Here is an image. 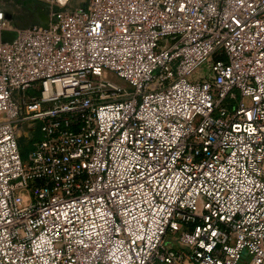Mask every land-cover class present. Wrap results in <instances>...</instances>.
I'll list each match as a JSON object with an SVG mask.
<instances>
[{
	"label": "built area",
	"instance_id": "2783aa9c",
	"mask_svg": "<svg viewBox=\"0 0 264 264\" xmlns=\"http://www.w3.org/2000/svg\"><path fill=\"white\" fill-rule=\"evenodd\" d=\"M0 264H264V0H90L0 38Z\"/></svg>",
	"mask_w": 264,
	"mask_h": 264
},
{
	"label": "rangeland",
	"instance_id": "374dc122",
	"mask_svg": "<svg viewBox=\"0 0 264 264\" xmlns=\"http://www.w3.org/2000/svg\"><path fill=\"white\" fill-rule=\"evenodd\" d=\"M50 1V0H49ZM90 0H69L64 5L58 3L56 0L50 1L49 4V10L54 13V11H64L66 9H73V8H79V6L84 7L89 3ZM22 30V29H19ZM208 67L207 64H203L199 66L195 73L192 75V77H201L206 76L208 74ZM112 80L115 81L117 84L121 86H125V83L117 78L115 75L111 76ZM18 139L20 140L21 145V154L23 155V159L25 160L29 154V148H27L28 145L39 141L40 140V133L38 127L36 130L34 128H27V127H20L18 130ZM173 243V241H170Z\"/></svg>",
	"mask_w": 264,
	"mask_h": 264
},
{
	"label": "flooded vegetation",
	"instance_id": "af4514ba",
	"mask_svg": "<svg viewBox=\"0 0 264 264\" xmlns=\"http://www.w3.org/2000/svg\"><path fill=\"white\" fill-rule=\"evenodd\" d=\"M19 4V8L16 13L11 14L10 23L13 28L28 29V27L35 26V14L37 9L47 8L45 5L38 2H32L30 0H16Z\"/></svg>",
	"mask_w": 264,
	"mask_h": 264
},
{
	"label": "water",
	"instance_id": "95a60500",
	"mask_svg": "<svg viewBox=\"0 0 264 264\" xmlns=\"http://www.w3.org/2000/svg\"><path fill=\"white\" fill-rule=\"evenodd\" d=\"M30 1L38 2L47 7L45 9L38 8L36 10L37 13L35 14L34 21H35V26H39L42 29H48L51 23V15H52V11L49 10L48 2L44 0H30ZM6 18L11 20L9 16H6ZM17 30H19V28H14V30L12 31L4 30L0 36L2 42H6V43L13 42L17 38Z\"/></svg>",
	"mask_w": 264,
	"mask_h": 264
},
{
	"label": "crops",
	"instance_id": "0c3cea01",
	"mask_svg": "<svg viewBox=\"0 0 264 264\" xmlns=\"http://www.w3.org/2000/svg\"><path fill=\"white\" fill-rule=\"evenodd\" d=\"M19 8V4L16 0H0V11L5 13V16H9L16 13ZM10 22V19H8Z\"/></svg>",
	"mask_w": 264,
	"mask_h": 264
},
{
	"label": "bare ground",
	"instance_id": "6f19581e",
	"mask_svg": "<svg viewBox=\"0 0 264 264\" xmlns=\"http://www.w3.org/2000/svg\"><path fill=\"white\" fill-rule=\"evenodd\" d=\"M44 1H46V2H48V3H51L50 1H52L53 2V0H44ZM58 3H60V4H62V5H64L67 1H69V0H56Z\"/></svg>",
	"mask_w": 264,
	"mask_h": 264
},
{
	"label": "trees",
	"instance_id": "16d2710c",
	"mask_svg": "<svg viewBox=\"0 0 264 264\" xmlns=\"http://www.w3.org/2000/svg\"><path fill=\"white\" fill-rule=\"evenodd\" d=\"M32 147H33V143L31 144V147L30 145L27 146V148H29V151H31ZM22 158H23V155H22Z\"/></svg>",
	"mask_w": 264,
	"mask_h": 264
}]
</instances>
